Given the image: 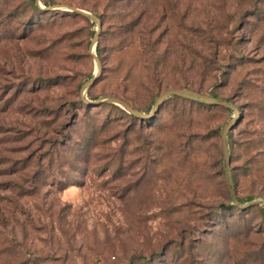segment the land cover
I'll use <instances>...</instances> for the list:
<instances>
[{
	"label": "rangeland",
	"instance_id": "374dc122",
	"mask_svg": "<svg viewBox=\"0 0 264 264\" xmlns=\"http://www.w3.org/2000/svg\"><path fill=\"white\" fill-rule=\"evenodd\" d=\"M170 88L236 111L104 101ZM0 232L3 264H264V0H0Z\"/></svg>",
	"mask_w": 264,
	"mask_h": 264
},
{
	"label": "water",
	"instance_id": "95a60500",
	"mask_svg": "<svg viewBox=\"0 0 264 264\" xmlns=\"http://www.w3.org/2000/svg\"><path fill=\"white\" fill-rule=\"evenodd\" d=\"M79 12L82 13V11H79ZM97 25H98V28L101 27L100 22H97ZM97 35H98V33H96V36ZM96 76H94L91 80L86 82L84 87H88V86L92 85L96 79ZM171 95H180V96H184V97H189V98L199 100V101H202L205 103H209V104H213V105H221V106L231 108L234 111H236V108L234 107V105L231 102H228L226 100L214 98V97H211L209 95L199 93V92H196V91H193L190 89H178V88H170V89L163 91L157 97L151 113L147 114V115H143V114L139 113L138 111L132 109L127 103H125L123 100H121L115 96H108L104 99V101L112 102V103L121 105L122 107L127 109L130 113H133L134 115L139 116V117H145V116L153 115L156 112V110L158 109L159 105L164 101V99H166L167 97H169ZM234 124H235L234 122H230L221 131V145H222V155H223V161H224V174H225V181H226V184L228 186V189H229V192H230V195L232 197L233 202L236 203L237 205L241 206L242 208H245V207L250 206L251 204L256 203L257 201H252L250 203L240 205V204H238V200H237L236 194H235L234 189H233L232 179H231V174H230V168H229L230 162H229V156H228V151H227L226 136H227V133L232 129Z\"/></svg>",
	"mask_w": 264,
	"mask_h": 264
},
{
	"label": "trees",
	"instance_id": "16d2710c",
	"mask_svg": "<svg viewBox=\"0 0 264 264\" xmlns=\"http://www.w3.org/2000/svg\"><path fill=\"white\" fill-rule=\"evenodd\" d=\"M135 21H133V23H132V26H131V28L129 29V31H132L133 30V28L135 27V26H137L138 25V22H136V23H134ZM131 23V22H130ZM124 26V24H120L119 25V27L121 28V27H123ZM153 54V53H152ZM228 136V135H227ZM227 136H226V138H227ZM19 196H22V197H26V196H30L31 195V193H29V192H25V191H23V192H20V191H18V193H17ZM239 201H241V202H245V200H243V199H238ZM17 202H15V204H16ZM9 233H5V232H0V264H3L1 261L3 260V258L5 257H2L3 255H5V253H7L6 251L7 250H9V249H12L13 247V245L12 244H15L17 241H16V239H15V236L14 235H12V234H10L11 236H9L8 235ZM7 264H11L10 262L9 263H7ZM17 264H26V261L25 260H23V259H19L18 261H17Z\"/></svg>",
	"mask_w": 264,
	"mask_h": 264
}]
</instances>
